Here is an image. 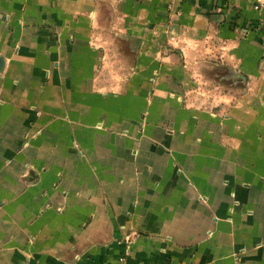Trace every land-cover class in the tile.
Instances as JSON below:
<instances>
[{
    "label": "crops",
    "instance_id": "obj_1",
    "mask_svg": "<svg viewBox=\"0 0 264 264\" xmlns=\"http://www.w3.org/2000/svg\"><path fill=\"white\" fill-rule=\"evenodd\" d=\"M0 264H264V0H0Z\"/></svg>",
    "mask_w": 264,
    "mask_h": 264
},
{
    "label": "water",
    "instance_id": "obj_2",
    "mask_svg": "<svg viewBox=\"0 0 264 264\" xmlns=\"http://www.w3.org/2000/svg\"><path fill=\"white\" fill-rule=\"evenodd\" d=\"M2 64V60L0 59V65Z\"/></svg>",
    "mask_w": 264,
    "mask_h": 264
}]
</instances>
